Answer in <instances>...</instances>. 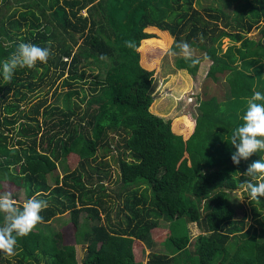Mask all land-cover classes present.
I'll return each instance as SVG.
<instances>
[{"label": "trees", "instance_id": "1", "mask_svg": "<svg viewBox=\"0 0 264 264\" xmlns=\"http://www.w3.org/2000/svg\"><path fill=\"white\" fill-rule=\"evenodd\" d=\"M194 1L0 0V63L20 42H50L52 53L46 64L17 69L11 83L0 74V192L11 190L15 199L21 190L26 200L40 193L49 204L43 222L18 238L15 256L0 252V264H264L263 197L249 200L257 204L251 218H262L254 220L260 235L244 228L229 201L242 182H256L243 173L264 154L236 166L230 144L264 63L256 59H264V45L244 35L255 27L264 35V0L202 11ZM168 35L172 50L185 40L208 61L190 113L150 110L156 63L145 62L142 49L144 41L162 44ZM224 37L230 43L222 50ZM126 39L136 41V50L123 46ZM198 66L183 56L176 61L192 77ZM58 83L66 88L63 106L39 95ZM112 150L114 195L104 185ZM115 197L122 207L111 222ZM63 211L71 241L65 226L43 229ZM160 219L167 222L162 238L153 234ZM136 243L148 248L144 263ZM158 244L163 251L153 250Z\"/></svg>", "mask_w": 264, "mask_h": 264}, {"label": "rangeland", "instance_id": "2", "mask_svg": "<svg viewBox=\"0 0 264 264\" xmlns=\"http://www.w3.org/2000/svg\"><path fill=\"white\" fill-rule=\"evenodd\" d=\"M214 3H223V5L230 6L231 1L230 0H195L193 5L196 9L202 11V8L207 5H212ZM262 27H264L263 23H260ZM248 39H258L261 44L264 45V35H260L259 30L257 27L250 29L246 34H244ZM148 40V39H147ZM228 37H224L222 39V50L226 47L228 43H230ZM145 46L142 49L143 57L145 62L152 63L155 62V69H154V78L151 82L150 86V96L152 98L151 104H150V110L153 112V110L157 114H164L167 113L169 115H179L180 113H190L192 112V106L194 104V99L198 94V90L200 88L201 80L204 77L203 72H205V68L207 66L208 61H201L199 64L196 74L194 77L188 75L185 71V69H177L176 68V61L177 58L181 57L180 50H172L170 48V45L172 43V37L170 35L167 36L166 42L159 43V42H152V41H144ZM237 44V43H236ZM148 48V49H147ZM194 49V48H193ZM196 56H201L202 52L194 49ZM256 59H259L260 62H264V59H261L259 56L256 57ZM248 73H252L251 69L245 70ZM222 80H226V78L220 79L221 84H225ZM252 89V94L247 97H252L255 91H260L262 94H264V63L260 67V73L258 82L254 83ZM56 86V87H55ZM55 90V92H53ZM66 88H61V86L58 84H52V86L44 87L39 95L44 94L46 92V96L49 102L58 104L60 106H63L64 104V94H65ZM70 99H74L73 96H71ZM261 103H264V101H261ZM117 139L114 137V140ZM117 141V140H115ZM114 145V142H113ZM117 151L112 150V152L107 155L105 158L108 162V166L110 169V178L107 180H104V185L106 187V191H108L111 195L116 194L119 191V186H117V183L115 182V175H116V165H115V156ZM260 158H264V154L260 155ZM70 163H74V159L69 156V159L67 160ZM62 164L57 163L56 172L58 175L62 174ZM256 178V182H257ZM51 183V180H50ZM142 185H139V188H142ZM121 189V188H120ZM15 200L18 202V204L23 205V203L26 201L23 193L21 190L15 191ZM248 199L247 192H245L241 185L237 187L236 189H233L229 193V201L234 209V217L238 220L243 215V221H244V228L250 227V230H254L257 235H260V229L261 226L256 223L255 219H260L262 221L261 216L253 217L251 218V206L257 205L256 203H251ZM264 200V197H263ZM113 201V200H112ZM115 201V202H114ZM114 201L110 203L109 208V217L111 222H115L117 217L115 216V211L122 207L120 200L115 197ZM84 213H80L79 215V221L80 223L83 221ZM100 218L98 222L104 223V214L101 212L99 214ZM120 217V216H119ZM69 220V213L68 211H63L62 213L55 214L53 217H51L47 222L43 223V229L47 230L50 233H54L60 229L68 228L67 232V241H71V228L68 223ZM167 222L163 219L158 220V226L153 231V234L155 237L162 238L166 235L167 231ZM70 231V233H69ZM156 238V242L158 240ZM188 246L190 250H192L191 244ZM80 249L79 256L83 254V249ZM133 249L135 252V256L139 258L142 263L145 262L147 259V252L148 248L144 245L137 244L136 246L133 245ZM153 250L156 251H163L162 245L158 244ZM9 264H15L13 260L10 261Z\"/></svg>", "mask_w": 264, "mask_h": 264}, {"label": "clouds", "instance_id": "3", "mask_svg": "<svg viewBox=\"0 0 264 264\" xmlns=\"http://www.w3.org/2000/svg\"><path fill=\"white\" fill-rule=\"evenodd\" d=\"M123 46L136 50L137 43L126 39L123 41ZM175 47L191 66L201 63V58L195 55L188 41L181 40L175 44ZM51 54L50 42L48 47L20 42L0 63V74L6 83H11L17 69H35L38 62L46 64ZM101 59L107 57L102 55ZM258 101H264V94L255 91L247 101V108L242 116L243 123L231 135L230 144L235 148L231 160L236 166L241 161H248L254 154L264 152V103ZM243 175L258 178L255 183L245 180L241 184L242 189L248 193V199L255 201L264 197V158L253 160L248 164ZM40 195L37 193L21 206L13 198L11 190L0 192V214L3 216V224L0 225V252L9 257L15 256L18 238L28 236L39 223L43 222L40 213L47 209L49 204L46 199L38 198Z\"/></svg>", "mask_w": 264, "mask_h": 264}]
</instances>
